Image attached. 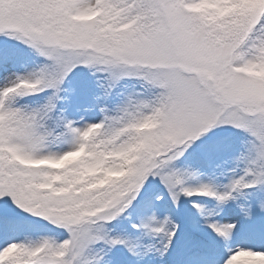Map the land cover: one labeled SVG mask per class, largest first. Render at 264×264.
I'll return each instance as SVG.
<instances>
[{
    "label": "snow or ice",
    "instance_id": "6c2138e0",
    "mask_svg": "<svg viewBox=\"0 0 264 264\" xmlns=\"http://www.w3.org/2000/svg\"><path fill=\"white\" fill-rule=\"evenodd\" d=\"M0 264H264V0H0Z\"/></svg>",
    "mask_w": 264,
    "mask_h": 264
}]
</instances>
